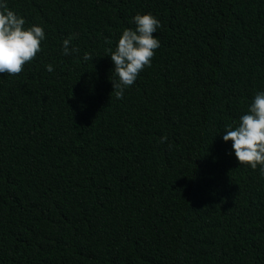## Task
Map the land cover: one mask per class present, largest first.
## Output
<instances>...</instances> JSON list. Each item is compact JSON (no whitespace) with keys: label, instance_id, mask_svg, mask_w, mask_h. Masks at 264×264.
Wrapping results in <instances>:
<instances>
[{"label":"trees","instance_id":"obj_1","mask_svg":"<svg viewBox=\"0 0 264 264\" xmlns=\"http://www.w3.org/2000/svg\"><path fill=\"white\" fill-rule=\"evenodd\" d=\"M8 3L46 39L0 73V264H264V175L222 139L264 91V0ZM148 12L118 99L109 49Z\"/></svg>","mask_w":264,"mask_h":264},{"label":"clouds","instance_id":"obj_2","mask_svg":"<svg viewBox=\"0 0 264 264\" xmlns=\"http://www.w3.org/2000/svg\"><path fill=\"white\" fill-rule=\"evenodd\" d=\"M134 28L123 29L116 46L109 54L116 79L111 80L116 98L122 99L127 88L136 81L139 73L151 66L154 51L160 47L158 36L153 34L160 28L159 19L151 12L137 13L131 17ZM74 36L62 41L61 52L70 56L79 50L71 45ZM46 39L42 26H26L25 18L9 7L8 0H0V73L19 74L26 63L32 61L42 50L41 43ZM92 59L88 52L82 60ZM51 72L52 65L46 66ZM112 92V93H113ZM222 139L231 141V149L239 163L249 166L264 175V91H257L235 126H225ZM167 137H161L160 142Z\"/></svg>","mask_w":264,"mask_h":264}]
</instances>
